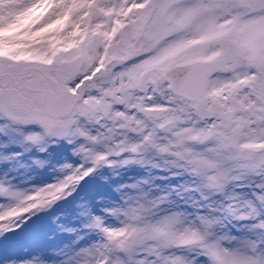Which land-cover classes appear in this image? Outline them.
<instances>
[{"label":"snow or ice","instance_id":"6c2138e0","mask_svg":"<svg viewBox=\"0 0 264 264\" xmlns=\"http://www.w3.org/2000/svg\"><path fill=\"white\" fill-rule=\"evenodd\" d=\"M0 264H264V0H0Z\"/></svg>","mask_w":264,"mask_h":264}]
</instances>
